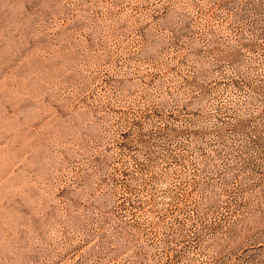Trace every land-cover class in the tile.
Returning a JSON list of instances; mask_svg holds the SVG:
<instances>
[{
    "label": "rangeland",
    "instance_id": "374dc122",
    "mask_svg": "<svg viewBox=\"0 0 264 264\" xmlns=\"http://www.w3.org/2000/svg\"><path fill=\"white\" fill-rule=\"evenodd\" d=\"M0 264H264V0H0Z\"/></svg>",
    "mask_w": 264,
    "mask_h": 264
}]
</instances>
